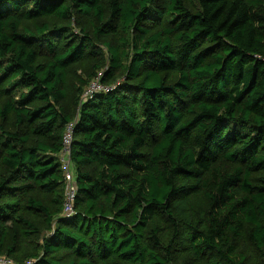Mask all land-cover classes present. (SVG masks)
<instances>
[{
  "label": "trees",
  "instance_id": "1",
  "mask_svg": "<svg viewBox=\"0 0 264 264\" xmlns=\"http://www.w3.org/2000/svg\"><path fill=\"white\" fill-rule=\"evenodd\" d=\"M0 255L264 264V0H0Z\"/></svg>",
  "mask_w": 264,
  "mask_h": 264
},
{
  "label": "built area",
  "instance_id": "2",
  "mask_svg": "<svg viewBox=\"0 0 264 264\" xmlns=\"http://www.w3.org/2000/svg\"><path fill=\"white\" fill-rule=\"evenodd\" d=\"M99 81L94 79L84 93V97L93 96L95 92L108 90ZM75 123H69L63 135V148L60 152V161L64 170L65 177V200L62 215L66 218L72 217L76 212L74 209L75 198L78 190L76 178L73 171L71 151L74 136ZM0 264H33V260H27L25 263H17L12 258L0 255Z\"/></svg>",
  "mask_w": 264,
  "mask_h": 264
}]
</instances>
